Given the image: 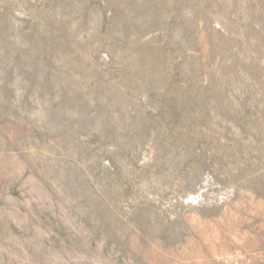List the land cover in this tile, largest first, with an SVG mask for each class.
I'll return each mask as SVG.
<instances>
[{
  "label": "rangeland",
  "instance_id": "rangeland-1",
  "mask_svg": "<svg viewBox=\"0 0 264 264\" xmlns=\"http://www.w3.org/2000/svg\"><path fill=\"white\" fill-rule=\"evenodd\" d=\"M0 264H264V0H0Z\"/></svg>",
  "mask_w": 264,
  "mask_h": 264
}]
</instances>
